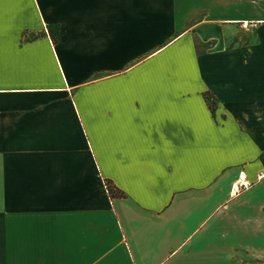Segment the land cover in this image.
Listing matches in <instances>:
<instances>
[{
    "label": "crops",
    "instance_id": "obj_1",
    "mask_svg": "<svg viewBox=\"0 0 264 264\" xmlns=\"http://www.w3.org/2000/svg\"><path fill=\"white\" fill-rule=\"evenodd\" d=\"M244 20L264 0H0V264H264Z\"/></svg>",
    "mask_w": 264,
    "mask_h": 264
},
{
    "label": "rangeland",
    "instance_id": "obj_2",
    "mask_svg": "<svg viewBox=\"0 0 264 264\" xmlns=\"http://www.w3.org/2000/svg\"><path fill=\"white\" fill-rule=\"evenodd\" d=\"M259 25L260 23H258L256 26L249 27L248 29L241 28L243 30H247V33H249L250 37L252 36L251 39H248V43H246L244 46L243 57L245 62H247L250 67L259 64V86H264V28H261ZM260 53L263 54V58H260L257 61V57Z\"/></svg>",
    "mask_w": 264,
    "mask_h": 264
},
{
    "label": "built area",
    "instance_id": "obj_3",
    "mask_svg": "<svg viewBox=\"0 0 264 264\" xmlns=\"http://www.w3.org/2000/svg\"><path fill=\"white\" fill-rule=\"evenodd\" d=\"M257 22L255 21H248L244 20L240 22V27L244 29H248L249 27L256 26ZM264 178V172H259L256 176V181H259ZM255 182L250 180L245 172L240 171L238 172L236 178L232 181L230 185V190H229V196L230 197H235L239 194H241L244 191H247L250 189ZM106 190L109 192V185L106 183L105 184Z\"/></svg>",
    "mask_w": 264,
    "mask_h": 264
},
{
    "label": "trees",
    "instance_id": "obj_4",
    "mask_svg": "<svg viewBox=\"0 0 264 264\" xmlns=\"http://www.w3.org/2000/svg\"><path fill=\"white\" fill-rule=\"evenodd\" d=\"M109 193H110V196H112V197L122 195V192H120L119 190H116L112 186H109Z\"/></svg>",
    "mask_w": 264,
    "mask_h": 264
}]
</instances>
